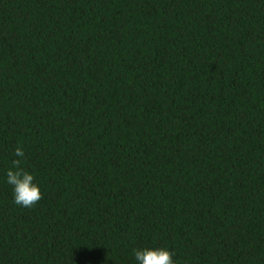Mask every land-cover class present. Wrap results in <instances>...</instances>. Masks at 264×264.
Here are the masks:
<instances>
[{
  "label": "trees",
  "instance_id": "16d2710c",
  "mask_svg": "<svg viewBox=\"0 0 264 264\" xmlns=\"http://www.w3.org/2000/svg\"><path fill=\"white\" fill-rule=\"evenodd\" d=\"M142 247L264 264V0H0V264Z\"/></svg>",
  "mask_w": 264,
  "mask_h": 264
},
{
  "label": "clouds",
  "instance_id": "9594fccd",
  "mask_svg": "<svg viewBox=\"0 0 264 264\" xmlns=\"http://www.w3.org/2000/svg\"><path fill=\"white\" fill-rule=\"evenodd\" d=\"M11 167L4 174V181L11 186L13 203L21 207H31L41 198L39 185L33 174L21 165L25 152L22 145L13 149ZM136 264H174L172 253L165 247H142L133 250Z\"/></svg>",
  "mask_w": 264,
  "mask_h": 264
}]
</instances>
